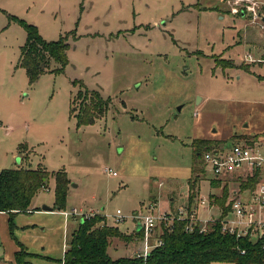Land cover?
Here are the masks:
<instances>
[{
  "label": "rangeland",
  "instance_id": "obj_1",
  "mask_svg": "<svg viewBox=\"0 0 264 264\" xmlns=\"http://www.w3.org/2000/svg\"><path fill=\"white\" fill-rule=\"evenodd\" d=\"M10 16L37 26L47 41L65 38L63 70L53 71L59 65L52 62L28 81L19 64L25 30ZM257 44L264 49L260 23L250 13L231 14L227 0H0V164L39 166L48 188L34 195L31 212L13 217L16 240L6 216L2 241L0 213V264L13 259L17 241L33 253V264H62L71 233L97 214L128 237L111 239L112 259L133 256L142 246L135 212L170 210L171 225L181 210L195 221L198 214L206 228L219 218L214 197L222 184L210 185L204 151L195 156L192 141L230 146L253 139L264 148V60H246L250 71L244 69ZM81 84L110 98L104 115L86 125L75 116L87 98ZM20 143L27 146L24 161ZM193 164L203 173L188 209ZM57 173L66 175L65 200L53 209ZM43 206L53 210H33ZM73 209L77 215L63 214ZM28 221L35 225L26 227ZM169 224L158 225L154 236Z\"/></svg>",
  "mask_w": 264,
  "mask_h": 264
},
{
  "label": "trees",
  "instance_id": "obj_2",
  "mask_svg": "<svg viewBox=\"0 0 264 264\" xmlns=\"http://www.w3.org/2000/svg\"><path fill=\"white\" fill-rule=\"evenodd\" d=\"M10 18L18 22L25 30V42L20 47L19 64L28 76L29 82H34L44 71L50 70L51 63L59 66L53 71H61L68 64L66 50L68 44L61 35L57 40L47 41L39 33L37 26L27 23L15 16ZM226 67V66H224ZM87 98L80 113L76 114L77 124L93 123L96 118L106 112L110 98L106 99L96 90H89L81 84ZM80 89V90H81ZM80 90L78 94H80ZM71 100V112H73ZM249 140V139H248ZM252 141H254L252 139ZM221 145L218 140L197 138L192 141L194 155L199 156L200 151ZM249 146V145H247ZM27 151L25 143L18 145L20 153ZM202 157V154H201ZM25 158V157H24ZM203 160V159H202ZM195 162V161H194ZM201 164V163H200ZM202 165V164H201ZM193 179L188 181V209L195 197L196 183L200 179L201 166L195 164L191 167ZM47 177V172L41 167L3 168L0 170V211L6 212L9 221L10 234L13 236V217L16 213L24 212L30 206L34 195L41 189ZM55 191V208L64 206L66 175L57 173ZM258 181L255 173L247 181L240 182L242 189H253ZM221 184L218 179H211L210 185ZM215 187V186H212ZM229 186L224 183L221 195L215 198L220 208V216L208 224L204 232H200L198 224L187 231L186 224L189 217L175 219L161 234L162 244L152 249L147 256V264H211L212 262H231L233 264H264V238L253 239L250 235L230 233L222 230L221 220L229 213ZM191 213H188V215ZM226 215V216H227ZM105 217L101 214L88 217L79 222L77 228L71 233L68 246L61 259L62 264H143V260L133 256L112 259L107 247L112 238H128L115 227L108 226ZM102 222V224L100 223ZM139 234V232H136ZM130 237V236H129ZM14 238V236H13ZM16 240V238H14ZM18 249L14 252L13 260L6 264H32L29 260L32 253L18 242Z\"/></svg>",
  "mask_w": 264,
  "mask_h": 264
},
{
  "label": "built area",
  "instance_id": "obj_3",
  "mask_svg": "<svg viewBox=\"0 0 264 264\" xmlns=\"http://www.w3.org/2000/svg\"><path fill=\"white\" fill-rule=\"evenodd\" d=\"M227 4L230 6L231 14L250 13L252 21L260 23V27L264 29V23L260 19L263 15L261 8L264 7V4L257 0H227ZM246 59L253 60L250 55ZM202 159L204 166L212 173V179H218L222 185L227 183L229 186L228 204L230 209L228 215L221 220L222 230L237 233V235L243 234L264 238V151L240 142H233L230 146L221 144L215 148L205 150ZM104 171L109 174L112 173V175L116 174L114 171L111 172L109 168H105ZM255 173L258 174L256 186L253 189L242 191L239 183L247 181ZM234 183H237V188L233 187ZM41 189L48 190L45 186ZM245 192L248 195L245 196ZM204 203H207V198H201V204ZM153 205H150V210L153 209ZM166 212L161 214L159 212L157 214L153 212H135L132 215L135 224L140 225L139 232L141 233L142 243V246L134 251L133 257L142 259L143 264H147L146 259L152 249L162 244L161 237L154 236V232L158 225L162 223L164 225L169 224L170 219L165 214ZM63 214L65 216L77 215L75 209L70 213L63 212ZM181 214L182 211L180 210V216L175 219H184L188 216L189 222L185 226L187 231H191L195 223L198 224L200 232L206 230L205 225L207 222L201 223L198 219V221H195L193 214ZM85 215L88 216V214ZM114 217L116 221L121 220L123 217L121 211L116 210Z\"/></svg>",
  "mask_w": 264,
  "mask_h": 264
},
{
  "label": "crops",
  "instance_id": "obj_4",
  "mask_svg": "<svg viewBox=\"0 0 264 264\" xmlns=\"http://www.w3.org/2000/svg\"><path fill=\"white\" fill-rule=\"evenodd\" d=\"M264 8V7H263ZM263 11H264V9H263ZM263 14H264V12H263ZM240 16L241 17H244L245 16V14H240ZM237 18V17H236ZM262 45H259V44H257L256 45V50H257V54L255 55V57L254 56H251L252 57V61H249V60H247L246 58H244V64H246L245 63V61L247 62V63H259V64H261L262 62H263V60H264V49L261 47ZM229 59V58H228ZM231 60V59H230ZM234 61V60H233ZM235 62V61H234ZM236 64H239V63H237V62H235ZM241 64H243V62L241 63ZM247 65V68H244V69H246L247 71H250L249 70V66H250V64H246ZM249 65V66H248ZM231 68H235V69H239V67L237 66V67H231ZM259 77H262V75H258ZM264 77V76H263ZM244 144L245 145H249V146H253V147H256L255 146V141H252V140H248V139H244ZM256 148H258V147H256ZM259 149H261V150H263L264 151V148H261V147H259ZM26 151V150H25ZM25 153L24 152H22V155L20 156V159L21 160H25ZM21 166H23V165H21ZM17 167H20V166H17ZM17 167H15V168H17ZM23 167H26V166H23ZM4 168V166H3V164H2V166H1V164H0V170L1 169H3ZM47 187V186H46ZM239 187H240V185H239ZM240 189H241V187H240ZM242 191L244 190V189H241ZM244 194V193H243ZM45 207H47V206H45ZM54 209V208H53ZM52 208H50L49 207V210H44L43 209V207L42 208H34L33 210H36V211H38V213L39 212H44V211H52L53 210ZM32 211V208L29 206L28 207V209L26 210V211H24V212H19V213H29V212H31ZM197 211V210H196ZM221 212V211H220ZM0 213L2 214V241L5 243V231H6V225H7V220H6V216H8L7 215V213L6 212H1L0 211ZM18 213H16L15 215H17ZM196 214H197V212H196ZM14 215V216H15ZM1 216V215H0ZM197 219H198V214H197ZM199 220V219H198ZM28 224L26 225V227H32V226H34L35 224H29V223H31V221H28L27 222ZM136 227V226H135ZM18 249V248H17ZM32 255H33V253H32ZM13 259L11 258V259H9L8 260V262H10V261H12ZM5 262H7L6 260H4ZM31 261V263L33 264V262H32V260H30Z\"/></svg>",
  "mask_w": 264,
  "mask_h": 264
},
{
  "label": "water",
  "instance_id": "obj_5",
  "mask_svg": "<svg viewBox=\"0 0 264 264\" xmlns=\"http://www.w3.org/2000/svg\"><path fill=\"white\" fill-rule=\"evenodd\" d=\"M260 19H261V21L264 23V15H261ZM43 209H44V210H49V207H45V206H43ZM81 221H82V220H81ZM135 228H136V230L138 231V230L140 229V225L137 224Z\"/></svg>",
  "mask_w": 264,
  "mask_h": 264
}]
</instances>
